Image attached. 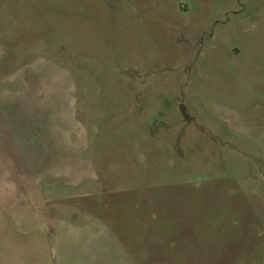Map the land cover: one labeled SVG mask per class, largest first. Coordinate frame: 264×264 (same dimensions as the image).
I'll use <instances>...</instances> for the list:
<instances>
[{"label": "rangeland", "instance_id": "rangeland-1", "mask_svg": "<svg viewBox=\"0 0 264 264\" xmlns=\"http://www.w3.org/2000/svg\"><path fill=\"white\" fill-rule=\"evenodd\" d=\"M0 264H264V0H0Z\"/></svg>", "mask_w": 264, "mask_h": 264}, {"label": "water", "instance_id": "water-1", "mask_svg": "<svg viewBox=\"0 0 264 264\" xmlns=\"http://www.w3.org/2000/svg\"><path fill=\"white\" fill-rule=\"evenodd\" d=\"M180 109H181V113L183 114L185 120H187L188 122H190V119H189V117H188V115L186 113V107L184 105H181Z\"/></svg>", "mask_w": 264, "mask_h": 264}]
</instances>
